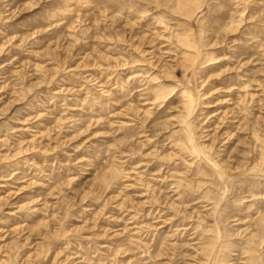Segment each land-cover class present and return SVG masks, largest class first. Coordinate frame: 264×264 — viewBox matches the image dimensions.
Segmentation results:
<instances>
[{"label": "rangeland", "instance_id": "obj_1", "mask_svg": "<svg viewBox=\"0 0 264 264\" xmlns=\"http://www.w3.org/2000/svg\"><path fill=\"white\" fill-rule=\"evenodd\" d=\"M0 264H264V0H0Z\"/></svg>", "mask_w": 264, "mask_h": 264}]
</instances>
